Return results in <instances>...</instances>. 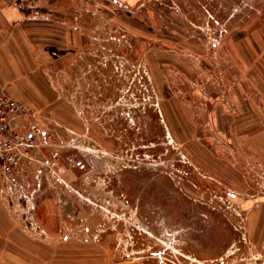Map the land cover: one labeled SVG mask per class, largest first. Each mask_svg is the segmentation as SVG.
Here are the masks:
<instances>
[{
  "label": "rangeland",
  "instance_id": "rangeland-1",
  "mask_svg": "<svg viewBox=\"0 0 264 264\" xmlns=\"http://www.w3.org/2000/svg\"><path fill=\"white\" fill-rule=\"evenodd\" d=\"M74 1L9 57L48 136L7 264H264V0Z\"/></svg>",
  "mask_w": 264,
  "mask_h": 264
},
{
  "label": "crops",
  "instance_id": "crops-1",
  "mask_svg": "<svg viewBox=\"0 0 264 264\" xmlns=\"http://www.w3.org/2000/svg\"><path fill=\"white\" fill-rule=\"evenodd\" d=\"M77 5L73 0H28L20 7H14L10 0H0V91L7 89L15 98L26 100L25 88L15 90L8 85L9 57H36L35 46L40 44L41 37H45L40 35L41 32L54 27L49 16L54 12H68ZM27 82L31 83L24 80V85ZM1 212L0 201V264H7L8 259L23 252V236L8 229L7 214Z\"/></svg>",
  "mask_w": 264,
  "mask_h": 264
},
{
  "label": "built area",
  "instance_id": "built-area-1",
  "mask_svg": "<svg viewBox=\"0 0 264 264\" xmlns=\"http://www.w3.org/2000/svg\"><path fill=\"white\" fill-rule=\"evenodd\" d=\"M28 0H10L20 7ZM48 131L40 127L37 113L24 101L0 91V177L8 178L34 161L35 149L47 139Z\"/></svg>",
  "mask_w": 264,
  "mask_h": 264
},
{
  "label": "bare ground",
  "instance_id": "bare-ground-1",
  "mask_svg": "<svg viewBox=\"0 0 264 264\" xmlns=\"http://www.w3.org/2000/svg\"><path fill=\"white\" fill-rule=\"evenodd\" d=\"M261 230V229H260Z\"/></svg>",
  "mask_w": 264,
  "mask_h": 264
}]
</instances>
